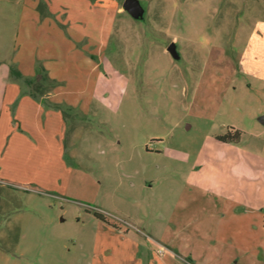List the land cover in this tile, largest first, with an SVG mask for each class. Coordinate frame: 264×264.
<instances>
[{
    "label": "rangeland",
    "instance_id": "374dc122",
    "mask_svg": "<svg viewBox=\"0 0 264 264\" xmlns=\"http://www.w3.org/2000/svg\"><path fill=\"white\" fill-rule=\"evenodd\" d=\"M140 1L142 20L124 0H0V58L36 2L34 27L51 20L33 36L65 80L53 62L59 79L43 81L40 61L32 90L78 100L52 103L51 141L0 145V264H203L217 246L190 179L263 198L264 166L256 183L235 163L264 165V0Z\"/></svg>",
    "mask_w": 264,
    "mask_h": 264
},
{
    "label": "crops",
    "instance_id": "0c3cea01",
    "mask_svg": "<svg viewBox=\"0 0 264 264\" xmlns=\"http://www.w3.org/2000/svg\"><path fill=\"white\" fill-rule=\"evenodd\" d=\"M36 8V2L24 4L19 19L20 26L26 27L22 33L19 28L15 37L16 49H14L16 52L0 58V86L3 85V89L5 88V91L3 90L0 94V145L2 147L9 141L23 145L21 136L23 132L38 135L45 143L51 141L49 138L55 133H60L61 130L60 116L57 115L59 112H54V110L62 112L60 107H53L52 103H66L74 108L78 107V100H70L65 95L33 96L35 92L32 90V84L37 81L38 62L42 61L41 65L47 70L50 80L59 79L53 73V62L55 65L59 63L60 67L63 66L61 59L57 58L54 61V58L48 54L53 51L48 52L47 47H44V39L40 38L42 41L38 44L36 37L33 36V33L38 36L43 24H47L51 20L46 18L47 20L45 19L41 27H34L37 22L39 23L41 16ZM57 31L59 32V29ZM58 60L60 61L58 62ZM12 67L20 72L19 77L12 73ZM62 70L63 67L61 68L60 81L64 77ZM20 82H22L21 86ZM261 122L264 124V117L261 118ZM47 137L49 138L47 139ZM239 142L240 140L232 143L238 144ZM257 157V160H241L235 163L237 167H249L247 177L239 176L244 181L247 179L250 182H261L260 171L264 165L261 162V157L258 155ZM189 182L200 188L203 194L205 193V198L207 197L206 200L204 198V201L208 210L204 203L205 209L202 211L205 218L202 220V224L206 230H209L205 234L206 239L214 241L217 246L215 250L217 254L210 255L206 252L204 256L199 257L205 258L203 264H241L245 259L250 262L252 260L250 258H264V192L261 199L259 192L256 195L244 193L241 182L233 184L235 182L220 181V184L217 183L213 189L211 182H204L200 178H192ZM237 185L242 192L233 189ZM209 193L214 197V200H217L215 207L213 201L208 199ZM192 198L197 200L198 197ZM209 207L216 209L215 212L209 210ZM231 252L230 258L234 259L230 260L227 254Z\"/></svg>",
    "mask_w": 264,
    "mask_h": 264
},
{
    "label": "water",
    "instance_id": "95a60500",
    "mask_svg": "<svg viewBox=\"0 0 264 264\" xmlns=\"http://www.w3.org/2000/svg\"><path fill=\"white\" fill-rule=\"evenodd\" d=\"M123 9L135 20H142L145 17L146 10L140 0H124ZM167 50L173 58H180L175 42L170 43Z\"/></svg>",
    "mask_w": 264,
    "mask_h": 264
},
{
    "label": "trees",
    "instance_id": "16d2710c",
    "mask_svg": "<svg viewBox=\"0 0 264 264\" xmlns=\"http://www.w3.org/2000/svg\"><path fill=\"white\" fill-rule=\"evenodd\" d=\"M39 69L42 72L44 71V68H43V66L41 64H40ZM12 73L14 75H16V77H19L20 76V72L15 67H12ZM41 76H42V80L43 81H45V82L51 81L52 82V80H50V78L48 77L47 74L44 73ZM52 83H54V82H52ZM36 84L37 83L32 84V87H33L34 90H37V87L38 86ZM40 87L41 86H39V88ZM41 92H43V91L41 90ZM33 96H37L38 97L39 95H37L36 93H34ZM231 133L232 132H230L229 135L224 136V137H219L218 139L221 140V141H224V142H238L240 140V137H241V132L239 130H237V131L234 132V134H231Z\"/></svg>",
    "mask_w": 264,
    "mask_h": 264
}]
</instances>
